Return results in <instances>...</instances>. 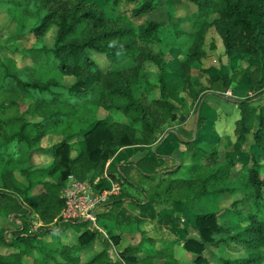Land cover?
<instances>
[{
    "label": "trees",
    "instance_id": "trees-1",
    "mask_svg": "<svg viewBox=\"0 0 264 264\" xmlns=\"http://www.w3.org/2000/svg\"><path fill=\"white\" fill-rule=\"evenodd\" d=\"M119 1L9 0L14 8L11 18L23 32L40 40L50 25L55 31L49 47L28 46L19 52L18 61L11 56L0 58V185L11 174L10 165L22 159L12 156L9 150L13 145L22 146L18 151L25 152L23 159L42 151L51 160L47 165L25 167L21 179L10 181L13 192L0 187V214L12 221L20 218L8 231L0 224V264H177L173 239H160V245L151 250L145 246L149 238L141 236L136 243L122 246L113 259L106 250L108 239L96 228L82 229L70 243L59 235L55 243L43 237L51 231L61 207L59 189L67 175L88 180L101 176L107 160V174L122 187L119 194L109 195L102 203L96 219H104L110 229L119 231L108 235L114 244L121 232L114 212L127 197V187H133L141 194V199L129 197L136 207L207 202L203 210L194 212L193 221L182 227L185 237L180 246L190 253L191 264L208 262L201 253L206 245L244 252L231 259L219 256L220 264H256L262 258L264 220L248 212V222L230 232L216 220L222 209L216 199L235 189L232 177L237 178L245 196L256 200L264 194V178L258 172L262 163L257 160L258 154L264 155V102L253 115L247 99H234L239 116L233 139L213 133L200 140L176 137L180 158L168 169L153 171L146 158L137 159L131 167L139 172L144 186L127 177L124 163L116 167L114 150L150 143L154 130L179 120L178 106L169 96L187 87L196 93L190 86L191 70L204 55L208 27H213L228 57L264 56V0H187L193 8L175 16L174 21H166L168 27L155 20L133 24L131 18L150 11L154 1L123 0L133 1L128 12L115 11ZM183 21L186 28L181 26ZM152 32L160 40L158 48L136 42L138 33ZM166 51L174 58L165 60ZM92 54L104 55L108 65L100 67ZM59 75L74 79L64 85ZM138 80L156 95H135ZM110 109L119 111L125 121L99 116L101 110ZM46 133L60 138L42 148L38 142ZM75 137H81L84 146L71 154L70 143ZM95 186L108 185L99 177ZM22 208L25 210L20 211ZM31 212L40 222L35 231L27 219ZM188 226L195 235L186 236ZM96 246L99 248L93 250ZM151 253L165 258L160 263L151 262Z\"/></svg>",
    "mask_w": 264,
    "mask_h": 264
},
{
    "label": "rangeland",
    "instance_id": "rangeland-1",
    "mask_svg": "<svg viewBox=\"0 0 264 264\" xmlns=\"http://www.w3.org/2000/svg\"><path fill=\"white\" fill-rule=\"evenodd\" d=\"M156 1H158L159 6H157V8H155L153 11H149L141 16L131 18L135 26L136 24L140 25V23L143 21L155 20L160 21L163 25H165V27H168L165 24L166 21H174L175 16L185 14L193 8L187 2V0ZM132 4L133 1L121 0L116 5L115 11L125 9V11L128 12ZM11 9L14 8L11 7L9 0H0V58H3L4 56H11L18 61L19 52L22 49L27 48L28 46L44 45L46 47H49L52 45L55 31L54 25H50L48 27V29L44 32L40 40H35L31 34L23 32L24 30L19 28L15 20L11 18L13 15V10ZM115 11L113 14H115ZM108 12H111L110 9L108 10ZM169 16L171 17L169 18ZM181 26L182 28H186V22L183 21L181 23ZM140 28L141 27L136 28L138 32ZM159 41L160 40L157 38V33L154 32L148 33L146 35H141L138 33L136 37V42L138 44L145 43L151 46L153 49L158 48ZM202 47L204 49V55L200 58L199 63L197 64V68L195 67L191 70V74L194 76L190 77V86L193 89H197L196 93L192 94V89L190 87H187L186 90L179 92L177 91L175 94L169 96L173 103L178 106V111L180 115H182V117L178 121H173L172 124L169 127H166L165 129L154 130L153 133H155V136L153 137V140L151 142L156 141L157 143L158 140H160L159 137L164 135L169 129L171 130V132L169 131V135L166 137V140L172 138L174 135V131L172 129L175 125H179L181 121L183 122V120L188 119L186 127L190 128L194 119V115L199 114L200 110L202 112H205V109H207L206 112L210 119L214 117V121H216L217 124L216 127H219L222 124L225 125L228 122L233 130V113L231 115H225L224 113L221 114L219 110H222V108L218 105H210V107L205 108L204 106L207 104V101L203 99L206 96H208V98L206 99H208L212 103H216L215 101H217V103H222L226 111H230L231 107V109H233V112L235 113L234 117L237 116V118L239 116V108L234 99H247V102L245 103H247V105L253 106V108L250 109L253 115H255L257 112V106L264 102V92L259 93V91H264L263 55L253 57L248 56L246 54H239L235 58L230 56L228 57L224 53L220 39L213 27H208L206 29ZM168 53L170 52H165V58L169 57ZM176 53L177 55H180V53ZM92 57L95 59V61L100 67L105 68L108 65V60L104 55L92 54ZM58 77L64 85L70 84L74 79L72 75H59ZM134 94L143 95L146 98H150L155 96L156 92L153 90H149L146 86V83H144L142 80H138V82L134 85ZM247 105L244 106L245 110H247ZM234 107L236 110H234ZM98 114L99 116L105 115L112 119V121H125V118L120 114V112L113 109L104 111L101 110V112ZM218 114L220 115L219 119H217ZM247 137L249 138L250 136L247 135ZM59 138V135L46 133L43 137H41L38 142V145H40V147L42 148H45L48 147L51 143L57 141ZM176 143L179 147V142L176 141ZM139 144L144 143L139 142ZM70 145L72 147L71 154H75L80 149H83L84 143L81 137H75L70 143ZM21 147L22 146L19 145H13L9 150L12 156L19 155L18 157H21L22 159H20L19 164L12 163L10 165L11 174L6 176V178L4 179L6 181L1 182V185L4 186L0 185V187H4V190L6 191L13 192L10 181L14 178L21 179L25 167L29 165H47L51 160L49 154L47 152L42 151H36L34 153H31L28 159H23V157L25 156V152L18 151ZM117 149L114 150V159L116 157L115 155ZM122 159H124L122 160V162L126 166L125 172L127 174L130 173V171L134 172V170H132L133 167L131 166L135 162L126 159L125 157ZM257 160L262 163V165L258 168V172L259 175L264 178V155L262 153L258 154ZM136 179L140 178L137 176ZM141 180L143 179L141 178ZM230 182L231 185L235 186V189L232 192L223 194L218 199H216L218 207L222 208L216 213L217 222L227 227L230 232H233L234 230L241 228L248 222V212H253L257 219L264 220V194L261 198L253 200L251 197H247L242 193V187L238 183L236 177H232V180ZM126 191L127 197L141 199V194L137 193V191H135L133 188L127 187ZM233 200L235 202L233 206H231V201ZM126 202V198H123L117 208V222L121 225L120 233H122V236H124L125 239L120 238L119 241L115 244L110 240L114 245L113 249H115L116 252H118L122 246L128 244L129 241H138L140 238L139 233H134L131 238H127L126 231H136L139 228L138 223L135 222L133 219L126 220V218L122 216L124 212L120 209L127 208L128 204ZM205 202H186L188 204H191L189 206L187 204L180 203L179 208L174 209L176 213H174L173 211H165V217H167L166 215H170V217L168 216L169 218H165L167 219V224L164 221H161L160 223L154 225H152V223L141 224L145 230L149 229L147 230L148 234H150L151 236H155V238L152 237L151 240L148 239L145 242V246L151 250H154V247H156L154 245H160V239H162L163 241H169L173 239V256L177 260V264H191V256L189 255L190 253L184 251L180 246L181 240L185 237V234L183 235L182 232V227H185V225H187V222L193 221L194 212L203 210L204 206L207 203ZM151 207L152 211L157 212L156 204ZM24 210L25 209L22 208L20 211ZM155 215L156 214H154L153 216ZM27 219L31 221L29 228L31 229V231H35L37 229V225L40 222L39 220L37 221L34 212H31L28 215ZM18 221H20V218H16L15 221H12L7 218L6 214H0V224L6 227L7 231L10 230L12 227H15ZM92 227L93 226L90 225L89 221H77L73 223L62 222L58 230H53L55 231V234L46 233L43 235V237L45 239L53 241L54 243L56 242L58 237L62 241L70 243L74 241L75 236L82 229ZM189 235H195V232L191 227L188 226L186 236ZM97 247L98 246H96V248L93 247V250H96ZM107 247L112 246H109L108 243L106 245V248ZM201 253L209 258L206 264H220V262L218 261L219 256L231 259L244 254V252L239 248L228 247L224 245H206ZM260 253L262 254V258L256 264H264V246L260 248ZM164 258V255L157 256L151 253L149 261L154 263H160L164 260Z\"/></svg>",
    "mask_w": 264,
    "mask_h": 264
},
{
    "label": "crops",
    "instance_id": "crops-1",
    "mask_svg": "<svg viewBox=\"0 0 264 264\" xmlns=\"http://www.w3.org/2000/svg\"><path fill=\"white\" fill-rule=\"evenodd\" d=\"M152 1L155 2V5L150 11H153L155 8H157V6H159L158 1H156V0H152ZM143 14H145V13H143ZM143 14H141V15H143ZM168 54H169V57L165 58V60H170V59L174 58V55H172L170 53H168ZM206 98H208V96H206L203 99V100L207 101V104L204 106L205 108L210 107V105H218V106H221V108H222V110H219L221 112V114L224 113L225 115H231L233 113L232 114L233 115V121H232L233 130H232V128L228 122L225 125L222 124L221 126L216 127V125H217L216 121H214V117L212 119L209 118V116L207 115V112H206L207 109H205V112H202L200 110L199 114L194 115V119L192 121V125L190 128L186 127V125L188 123V119L183 120V122L181 121V123L177 126L175 125L174 128L172 129L174 131V135L169 140H166V137L169 135V131L171 132L170 129L164 135L159 137L160 140H158L157 143H156V141H153V142L146 143V144H134V145H128L125 147H119L117 149V152L115 155L116 157L114 159V162L116 163V167L118 168L119 164L123 163L122 160H124V159H122V158L125 157L126 159L132 160L134 162L137 159L146 158L152 164L153 171H160L163 169H168V168L174 166L180 158V151H179L180 146L178 147V145L176 143V141H177L176 137H179L182 139H192V138L196 137L198 140H200L201 137L202 136L205 137L207 133H213V134H219V135L227 134L230 137V139H233L235 136V133H234V126L235 125H234V123H235V120L237 118V116L234 117L235 113L233 112V109H231V107H230V111H226L224 109L225 107L223 106L222 103H217V101H215L216 103H212ZM200 109H201V107H200ZM234 110H236L235 107H234ZM219 111H218V113H219ZM219 117H220V115L218 114L217 119H219ZM208 119L210 122L208 121ZM143 161L148 163V161H146V160H143ZM106 165H107V161L105 162L104 169H103L101 176H98V180H99V177H102L106 180L107 185L114 184L116 186V189H115V192L112 193V195H117L120 193L122 186L120 184L116 183L117 181H114L107 174ZM132 170H134V172L130 171V173L127 174V177H129V179L132 180L135 184H139V185L144 186L145 183L142 182L140 175H139V172L135 168H132ZM137 176L140 179H136ZM139 181H141V182H139ZM130 188H133V187H130ZM133 189L135 191H137L135 188H133ZM123 198H126V201H127L126 203L128 204V206L125 209L119 208L120 210H122L124 212L122 216L125 217L126 220L138 219L136 222L138 223V228H139L136 231H126L127 238H131V236L134 233H139V237L143 236V237L149 238L150 240L152 239V237L155 238V236H151L150 234H148L147 230H149V229L145 230L141 224L152 223V225H154V224L160 223L161 221H164L167 224L168 222H166L167 219H165V218H167L168 216L170 217V215H166L167 217H165V211H167V212L173 211L174 213H176V211L174 209L179 208V205H180L179 202H174L172 204H168L165 206L156 204V206H157L156 211L157 212H154V211H152L151 206H153L155 204H148L144 207H136L132 203L129 202V200H130L129 197H123ZM189 205H191V204H188V206ZM133 210H135V211H133ZM117 214H118V211L116 208V210L114 212V218L118 221ZM154 214H156V215L153 216ZM189 217H187V218H189ZM168 221H169V219H168ZM89 222H90V225L93 226L92 228H96L97 230L102 232L103 235L106 236V238L108 239L107 243H109V246L110 245L112 246V247L106 248L108 255L110 257H112L113 259L115 257H117V252L115 249H113L114 245L110 241L111 239L108 235L110 234V232H119V231L115 228L110 229V227L107 226V222L101 218L95 219L94 221H89ZM51 232H54V231L51 230L48 233H51ZM120 238L125 239V237L122 236V233H120ZM136 242H137V240L133 241V242L129 241L128 243L133 244ZM154 246L157 247L158 245H154ZM94 248H96V247H94ZM98 248L99 247H97V249Z\"/></svg>",
    "mask_w": 264,
    "mask_h": 264
},
{
    "label": "built area",
    "instance_id": "built-area-1",
    "mask_svg": "<svg viewBox=\"0 0 264 264\" xmlns=\"http://www.w3.org/2000/svg\"><path fill=\"white\" fill-rule=\"evenodd\" d=\"M98 176L92 179H78L67 175L65 183L59 189L61 207L52 220L51 230H58L62 222L94 221L96 213L109 195L115 192L116 186L109 184L98 188Z\"/></svg>",
    "mask_w": 264,
    "mask_h": 264
},
{
    "label": "water",
    "instance_id": "water-1",
    "mask_svg": "<svg viewBox=\"0 0 264 264\" xmlns=\"http://www.w3.org/2000/svg\"><path fill=\"white\" fill-rule=\"evenodd\" d=\"M182 115H179V119H181Z\"/></svg>",
    "mask_w": 264,
    "mask_h": 264
}]
</instances>
